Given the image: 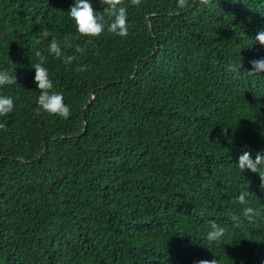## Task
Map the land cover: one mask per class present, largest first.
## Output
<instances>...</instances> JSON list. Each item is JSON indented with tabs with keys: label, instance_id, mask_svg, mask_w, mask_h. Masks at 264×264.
I'll return each instance as SVG.
<instances>
[{
	"label": "trees",
	"instance_id": "trees-1",
	"mask_svg": "<svg viewBox=\"0 0 264 264\" xmlns=\"http://www.w3.org/2000/svg\"><path fill=\"white\" fill-rule=\"evenodd\" d=\"M71 3L0 0V264H264V186L235 166L264 150V0H119L125 37L81 36ZM37 50L66 119L36 104Z\"/></svg>",
	"mask_w": 264,
	"mask_h": 264
},
{
	"label": "clouds",
	"instance_id": "clouds-1",
	"mask_svg": "<svg viewBox=\"0 0 264 264\" xmlns=\"http://www.w3.org/2000/svg\"><path fill=\"white\" fill-rule=\"evenodd\" d=\"M133 3H138V0H133ZM177 3L178 6H183L184 0H177ZM106 4L104 12L109 17L107 25L96 14V11L92 7V0H72L67 10V16L70 18L74 30L84 37H97L105 30L115 36H127L126 8L120 5L119 0H106ZM38 35L39 37H47L48 33L47 31H43ZM254 40L264 45V31L257 32ZM47 51L49 54L59 57L62 51L61 44L57 43L55 38H52L47 44ZM74 51L80 53L82 49L77 45ZM35 56L40 59V62L34 63L31 67L34 70L33 82L35 88L39 90L36 104L40 111L66 119L69 116V105L64 102L63 93L55 90L49 71L43 66L44 57L41 56L39 50L35 52ZM73 58V56H68L67 60L72 61ZM249 64L251 66L248 71L249 74L259 76V73L264 72V58L250 60ZM12 69L13 67L0 68V89L14 83V77L11 75ZM79 70L83 71L84 67L81 66ZM236 72L239 74L237 69ZM12 110L13 98L9 95L0 94V117L12 112ZM235 166L239 169L240 173L247 169L249 172L258 174L261 185L264 186V183H262L264 181V150L256 153L254 156H250L248 151H242L236 158ZM246 197L247 193L241 192L235 199L241 205H244L247 203ZM253 213L254 209L252 207H244L242 209V214L246 217H250ZM224 232L223 226L218 225L215 221H210V229L205 233L203 239L206 243H215L222 239ZM197 264H220V261L216 257L208 261H198Z\"/></svg>",
	"mask_w": 264,
	"mask_h": 264
}]
</instances>
